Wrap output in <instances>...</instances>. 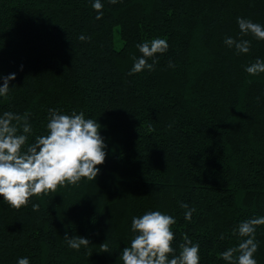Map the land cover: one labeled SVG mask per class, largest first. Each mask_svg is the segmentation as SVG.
<instances>
[{"label":"trees","instance_id":"1","mask_svg":"<svg viewBox=\"0 0 264 264\" xmlns=\"http://www.w3.org/2000/svg\"><path fill=\"white\" fill-rule=\"evenodd\" d=\"M0 264H264V0H0Z\"/></svg>","mask_w":264,"mask_h":264},{"label":"rangeland","instance_id":"2","mask_svg":"<svg viewBox=\"0 0 264 264\" xmlns=\"http://www.w3.org/2000/svg\"><path fill=\"white\" fill-rule=\"evenodd\" d=\"M121 46H122V42H121L120 37H119L118 29L116 28L114 30V47L118 49Z\"/></svg>","mask_w":264,"mask_h":264}]
</instances>
